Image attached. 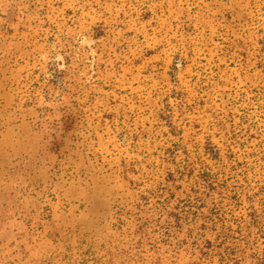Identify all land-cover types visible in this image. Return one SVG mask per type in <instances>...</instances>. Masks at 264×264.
<instances>
[{"label": "rangeland", "instance_id": "rangeland-1", "mask_svg": "<svg viewBox=\"0 0 264 264\" xmlns=\"http://www.w3.org/2000/svg\"><path fill=\"white\" fill-rule=\"evenodd\" d=\"M0 264H264V0H0Z\"/></svg>", "mask_w": 264, "mask_h": 264}]
</instances>
